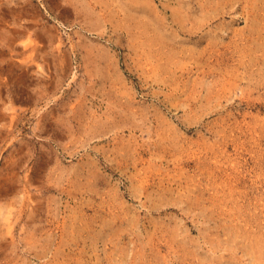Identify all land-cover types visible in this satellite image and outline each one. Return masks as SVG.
<instances>
[{
	"label": "rangeland",
	"instance_id": "obj_1",
	"mask_svg": "<svg viewBox=\"0 0 264 264\" xmlns=\"http://www.w3.org/2000/svg\"><path fill=\"white\" fill-rule=\"evenodd\" d=\"M0 264H264V0H0Z\"/></svg>",
	"mask_w": 264,
	"mask_h": 264
}]
</instances>
